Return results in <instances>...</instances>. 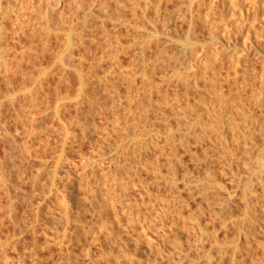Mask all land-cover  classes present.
<instances>
[{
	"label": "rangeland",
	"instance_id": "obj_1",
	"mask_svg": "<svg viewBox=\"0 0 264 264\" xmlns=\"http://www.w3.org/2000/svg\"><path fill=\"white\" fill-rule=\"evenodd\" d=\"M1 1L6 7L8 0ZM136 1L63 0L44 9L41 0H17L18 14L0 16V264H264V0H216L215 24L196 19L197 28L167 15L179 5L185 10L188 0ZM196 7L201 16L205 9ZM149 16L168 34L141 41L143 29L154 32L152 19H144ZM127 99L140 103L130 111ZM67 124L72 139L64 141ZM213 125L212 158L183 154V164L173 161L175 190L168 156L156 144L164 143L167 129L179 139ZM253 126L257 145L242 147L244 131ZM150 135L159 142L149 147ZM235 140L241 146L234 153L214 158L217 142L229 150ZM120 141L133 144L136 162L114 156ZM156 155L161 181L142 168ZM100 158L97 170L84 172V160ZM120 176L138 181L132 186ZM103 180L113 182L116 193L128 186L127 195L116 194L125 195L122 203L105 199L112 187ZM206 183L208 199L200 193ZM159 195L185 199L179 202L185 220L161 212L164 203L153 201ZM152 201L156 211L145 221L134 219L135 206L144 212ZM129 206L135 210L121 217Z\"/></svg>",
	"mask_w": 264,
	"mask_h": 264
},
{
	"label": "bare ground",
	"instance_id": "obj_2",
	"mask_svg": "<svg viewBox=\"0 0 264 264\" xmlns=\"http://www.w3.org/2000/svg\"><path fill=\"white\" fill-rule=\"evenodd\" d=\"M17 0H8L7 2V6L5 7V6H3L2 5V1L0 0V16H2V18H5V17H10L12 14H14V13H17V12H15V11H17L16 9H15V2H16ZM63 0H41V2L43 3V8L44 9H46V8H48V7H50V6H55V5H59L61 2H62ZM136 1V0H135ZM142 1V0H141ZM140 1V2H141ZM147 1V0H146ZM149 1V0H148ZM158 1V0H157ZM156 1V2H157ZM168 2L170 1V0H167ZM173 1V0H172ZM187 1V0H186ZM229 1V0H228ZM235 1V0H234ZM237 1V0H236ZM248 1V0H247ZM28 2V1H27ZM158 2H160V1H158ZM185 2V1H184ZM204 0H188V2H187V4L185 5V7H186V9L185 10H183L184 8H182L180 5V7L179 6H177V8L176 9H174L173 11H171L170 12V14H168L167 13V15H169V18H170V20L172 19H174V21H177V20H182V21H185L187 24H189L190 26H193L194 24L196 25V22H195V20L197 19L198 21H199V19H201V21L202 22H206V23H208V25H213V23H214V21H212L211 20V18H210V16H211V14L214 12L213 11V7H214V4L216 5V4H218V3H216V0H209V2L207 1V2H205V4H204ZM233 2V1H232ZM231 2V3H232ZM244 2H246V0L244 1ZM244 2H242V3H244ZM124 3V2H123ZM135 4H138V6H139V3H137V1L136 2H134ZM175 3V2H174ZM183 3V2H182ZM219 3H221V2H219ZM223 3V2H222ZM230 3V4H231ZM235 3V2H234ZM238 3V2H237ZM22 4V3H21ZM121 4H122V2H121ZM134 4V5H135ZM143 4H144V2H143ZM159 4V3H158ZM158 4H156L155 6H156V8H155V11H156V9H157V7L158 6H160V5H158ZM185 4V3H184ZM184 4H183V6H184ZM80 5H81V3H80ZM142 5V4H141ZM158 5V6H157ZM171 5V4H170ZM194 5H196V6H201V9H205V11H203V14H201V16L199 15V14H197L196 12H198L199 13V10H198V8L196 7V9L197 10H195V8H194ZM202 5H205L206 6V8H204ZM225 5H228V6H230L229 4H225ZM224 5V6H225ZM232 5V4H231ZM242 5V4H241ZM246 5V4H245ZM244 5V6H245ZM248 5V4H247ZM251 5V4H250ZM256 5V4H255ZM153 6V5H152ZM151 6V7H152ZM227 6V7H228ZM142 7H144V6H142ZM141 7V8H142ZM148 7V6H147ZM203 7V8H202ZM218 7H219V5H218ZM238 7V6H237ZM258 7V6H257ZM119 8V7H118ZM136 8V7H135ZM138 8V7H137ZM136 8V9H137ZM146 8V7H145ZM174 8V7H173ZM250 8V7H249ZM85 9V8H84ZM90 10H91V8H89ZM143 9V8H142ZM149 9H151V8H149ZM200 9V10H201ZM220 9V8H219ZM232 9V8H231ZM247 9V8H246ZM141 10V9H140ZM148 10V9H147ZM160 10V9H159ZM167 10H169V9H167ZM171 10V9H170ZM223 10V9H222ZM226 10V9H225ZM238 10V9H237ZM142 11V10H141ZM146 11V10H145ZM158 11V10H157ZM221 10H219V12H220ZM227 11V10H226ZM234 11H236V10H234ZM242 11V10H241ZM257 11V10H256ZM14 12V13H13ZM144 12V11H143ZM165 12V11H164ZM216 12V11H215ZM223 12V11H222ZM246 12H248V11H246ZM157 14H159L158 12H156ZM200 13H202V12H200ZM232 13V12H231ZM242 14L244 13V11L243 12H241ZM251 13V12H250ZM252 13H253V11H252ZM18 14V13H17ZM20 14V13H19ZM213 14H215V13H213ZM219 14V13H218ZM224 14V13H223ZM222 14V15H223ZM234 14V13H233ZM235 14H237L236 12H235ZM254 14V13H253ZM145 15V14H144ZM152 15V14H151ZM217 15V14H216ZM215 15V16H216ZM230 15H232V14H230ZM146 16H147V14H146ZM146 16H144V17H146ZM156 17H157V15H155ZM214 16V15H213ZM214 16V17H215ZM232 16H235V15H232ZM143 17V18H144ZM149 17H151V16H149ZM149 17H147V18H144V19H146V20H151L152 19V21H150V22H152V25H153V28H154V32L153 31H151L152 33H150V31H146L145 29H143L144 31H145V34H141V36H140V40L142 41L143 39H145V37H151L153 34H155V35H157L156 36V38L158 37V35H167V34H165L163 31H161L160 30V28L162 27L160 24V28L159 27H157V26H159V25H157V21H158V18L157 19H155V20H157L156 22H155V20L153 21V18H155L154 16H153V18L151 17V18H149ZM159 17V16H158ZM217 17H221L222 18V16H218L217 15ZM224 17H225V14H224ZM226 17H227V15H226ZM142 18V19H143ZM159 18H161V17H159ZM228 18V17H227ZM232 17H230V19H231ZM246 18V17H245ZM254 18V17H253ZM143 19V20H144ZM203 19V20H202ZM216 19V18H215ZM218 19V18H217ZM216 19V20H217ZM222 19H224V18H222ZM229 19V18H228ZM141 20V19H140ZM143 20L141 21V25L143 26L144 24H143ZM162 20V19H161ZM163 20H165V18L163 19ZM166 20H168V18L166 19ZM1 21V20H0ZM2 21H3V19H2ZM160 21V20H159ZM222 21V20H221ZM224 21V20H223ZM144 22H145V20H144ZM147 22V21H146ZM145 22V24H149V21H148V23H146ZM167 22V21H166ZM195 22V23H194ZM218 22V21H217ZM227 21L225 20V23H226ZM229 22H230V20H229ZM3 23V22H2ZM180 23V22H179ZM198 23V22H197ZM221 23V22H220ZM224 23V24H225ZM233 24H234V22H232ZM232 23L230 24L229 23V25H232ZM151 24V23H150ZM215 24V23H214ZM219 24V23H218ZM3 25V24H2ZM140 25V24H139ZM165 25V24H164ZM194 25V26H195ZM220 26V25H219ZM196 28H197V25L195 26ZM144 28H147L145 25H144ZM152 28V29H153ZM159 28V29H158ZM191 28V30H192V28H194V27H190ZM219 28V27H218ZM229 28V27H228ZM233 28V27H232ZM211 29V28H210ZM230 29H231V27H230ZM148 30V29H147ZM228 30V29H227ZM226 30V31H227ZM247 30V29H246ZM192 31H194V30H192ZM225 30H223V34H224V37H225V32H224ZM230 31V30H229ZM248 32V31H247ZM246 32V33H247ZM249 32H250V30H249ZM226 34H228V33H226ZM208 35H209V33H208ZM214 35V34H213ZM219 35V34H218ZM222 35V34H221ZM229 35H230V33H229ZM245 35H247V34H245ZM171 36V35H170ZM228 36V35H227ZM162 37V36H161ZM160 36L158 37L159 39L161 38ZM223 37V35H222V38H224ZM157 38V39H158ZM168 38V37H167ZM213 38H217V36H213L212 37V39ZM245 38H247V37H245ZM244 38V39H245ZM158 39V40H159ZM229 39V38H228ZM227 39V40H228ZM140 40H138L139 42H141ZM197 40V39H196ZM206 40V39H205ZM209 40V39H208ZM154 41H157V40H154ZM222 41V40H221ZM224 41H226V40H224ZM138 42V43H139ZM142 43V42H141ZM198 43H200L199 41H198ZM225 43V42H224ZM223 43V44H224ZM198 45V44H197ZM201 45H203V44H201ZM245 45H247V44H245ZM203 47V46H202ZM217 47V46H216ZM243 47V46H242ZM206 49H207V47H205ZM215 48V47H214ZM224 48V47H223ZM247 50V49H246ZM205 51V50H204ZM243 51V50H242ZM201 52V51H200ZM124 78H125V75L123 76ZM122 77V78H123ZM126 79V78H125ZM124 79V80H125ZM129 79V78H128ZM129 81V80H128ZM130 82V81H129ZM128 82V83H129ZM134 82V81H133ZM132 81L130 82V83H133ZM185 82H188V81H185ZM81 83H83V81H81ZM129 83V84H130ZM144 82H142V84H143ZM150 83V82H149ZM149 83H144V84H147V85H149ZM195 83H196V81H195ZM141 84V85H142ZM131 85V84H130ZM132 85H135V84H132ZM145 87H146V85H144ZM185 86H187V88H188V85L185 83ZM131 87V86H130ZM144 87V88H145ZM143 88V89H144ZM186 88V89H187ZM139 89V88H138ZM140 90V89H139ZM143 91V90H142ZM130 96V95H129ZM130 98V97H129ZM139 99H142L141 97L139 98ZM138 99V101H136V100H128L129 101V103L128 104H130V105H128V108H129V110L131 111V109H133V103H136V102H138V103H140V100ZM260 100V99H259ZM136 101V102H135ZM169 100L166 102L167 104H169ZM137 103V105H139ZM133 104V105H132ZM146 105V104H145ZM144 105V106H145ZM148 105H146L145 107L146 108H144V112H145V109H147L148 107H147ZM148 110V109H147ZM136 111V110H135ZM132 113H134V112H132ZM131 113V114H132ZM249 113H252V111H250ZM249 113H248V115H249ZM135 114H137L136 112H135ZM162 116V118L165 120V119H167V116H166V113L165 112H162V114H161ZM247 115V116H248ZM133 116V115H132ZM141 117V116H140ZM126 118V117H125ZM137 118V117H136ZM129 119V118H128ZM134 119V118H133ZM162 119V120H163ZM249 119H251V120H254V122L255 123H258L259 122V118L256 116L255 117V115L254 114H250L249 115ZM248 119V120H249ZM135 120V119H134ZM135 121H137V120H135ZM135 121H133V122H135ZM141 121V120H140ZM140 121H138V123L140 122ZM130 122V121H129ZM132 122V121H131ZM69 123V122H68ZM128 125H130V124H128ZM133 125V124H132ZM136 125V124H135ZM138 125V124H137ZM136 125V126H137ZM126 126H127V124H126ZM85 126L83 125V128H84ZM132 127V126H131ZM139 127V126H138ZM261 127H262V129L264 130V125L263 124H261ZM72 128V126L71 125H69L68 126V124L66 125V127H65V131H64V141H68V140H70V139H72V134H71V129ZM133 128V127H132ZM156 128V127H155ZM140 129V128H139ZM212 129H216V126H211V127H209V128H206V129H204V132L203 133H196V132H186V135H184V136H182V137H180L179 139H176L175 138V133H174V129L173 128H170V129H167L168 131H167V133H166V136H164L165 138V141H164V143L163 144H159L156 140H158V136H155V135H150V136H148L147 137V140L145 141L148 145H149V147H150V145L151 144H153L154 145V143L155 142H157L158 144H156V145H158L159 147H160V149H159V154H161V155H164L165 153H166V155L168 156V159H169V162H168V173H170V174H172L173 175V177H170L169 175V177H170V179L171 178H173V181H171V183L173 184L172 186H174L173 188L176 190V188H177V179H178V177H176L177 175L174 173V165H173V163L175 162V161H178L179 163L181 162V156H183V154H188L192 159H194V157L195 158H201L200 157V154H202V155H204L205 157H213V155L211 154V151H212V145L210 144V142H212V141H215L214 139H213V137L210 135V134H208ZM248 130V131H247ZM247 130H245L244 132H247V133H244V140H243V143L245 142V144L243 145L242 144V147L243 146H248V148L249 149H253L256 145H257V138H258V136H257V131H256V128H255V126H253L252 128H249V129H247ZM142 131V130H141ZM139 132V131H138ZM137 132V133H138ZM136 132L134 133V134H137ZM142 134L144 133V132H141ZM141 133H138V135L140 134L141 135ZM129 134V133H128ZM133 134V135H134ZM163 134V133H162ZM223 134V132L221 131V132H219V134L217 135L218 136V138L221 136ZM144 135L145 136H147L148 135V133H147V135L146 134H143V137H144ZM165 135V134H164ZM130 136V135H129ZM142 136V135H141ZM225 137H227V135H225ZM136 138V135L133 137V139H135ZM137 138H138V136H137ZM140 138V137H139ZM136 139V140H138V141H142V138H140V139ZM217 138V139H218ZM237 138H238V136H237ZM132 139V138H131ZM237 140H239V138L237 139ZM133 141V140H132ZM138 141L136 142V143H138ZM141 141L138 143L139 145H141ZM217 141V140H216ZM227 141V140H226ZM240 141V140H239ZM242 141V140H241ZM240 141V142H241ZM130 142V141H129ZM128 141L126 142H123V141H120V143L118 144V146H117V150H115V154H114V156L116 157V156H121L122 158H123V156H124V158H125V156L127 157V158H129V157H131V158H133V160H134V158L137 156H135L134 157V155H135V153H136V151H135V149H133L134 148V146H132L131 147V145H133V144H130ZM143 142V141H142ZM144 142V143H145ZM235 142L236 143H234L233 144V147H232V145L230 146V148H229V150H226V149H224L223 147H222V145H223V143H224V141H223V143L221 144V142H219V144H217L216 143V147L215 148H217L216 150H217V153L215 154L217 157H214V158H217V159H219V160H223V159H225V158H227L229 155H231L232 153H234V151L236 150V148H238V147H240L241 146V144L239 143V142H237L236 140H235ZM133 143V142H132ZM135 143V141H134V145L136 144ZM143 144V143H142ZM227 144V143H226ZM231 144V143H230ZM236 144V145H235ZM210 145H211V147H210ZM152 146V145H151ZM225 146V145H224ZM238 146V147H237ZM137 147H138V145H137ZM148 147V148H149ZM226 147V146H225ZM133 150H132V149ZM135 148H136V146H135ZM139 148L140 149H138L137 150V148H136V150L140 153V154H144V155H142V158H144V156H145V152L144 151H142V153L140 152L142 149H141V147L139 146ZM179 148H182L181 149V151H179ZM214 148V149H215ZM228 148V147H227ZM131 149V150H130ZM198 149H200V151L198 150ZM263 149H264V144H263ZM144 150V149H143ZM182 150H183V152H182ZM216 150H215V152H216ZM144 152V153H143ZM179 152H182V153H179ZM230 152H231V154H230ZM213 153V152H212ZM136 154H138V153H136ZM214 154V153H213ZM101 155H103V154H101ZM141 156V155H140ZM147 156H148V154H147ZM150 156V155H149ZM160 156V155H159ZM204 156H203V158H204ZM104 157V156H103ZM117 157V158H118ZM121 157H120V160H121ZM137 157H139V156H137ZM140 158V157H139ZM139 158H138V163L139 164H143V167L142 168H144L145 170H147L148 172H149V174H150V172H152V175L155 177V178H158L159 180H160V177H161V169H160V167H159V158L160 157H158V155H156V157H155V159L153 160V161H151V162H148V159H146L147 161H143V163H140L141 162V160H139ZM141 158V159H142ZM60 159H61V162H62V160H63V156L61 155L60 156ZM103 159V158H102ZM145 159H142V160H145ZM202 159V158H201ZM118 160V159H117ZM124 160V159H123ZM126 160V159H125ZM130 159H127L126 160V162H128ZM81 161H83V159L81 160ZM100 163H99V162ZM102 161H104V160H101V158H100V160H95V159H93V160H84V162L82 163V169L84 170V172L85 171H87V169L90 167L91 169H94L93 170V172L95 171V170H97L96 169V167L98 166V165H101V163H102ZM114 161H116V160H114ZM131 161V160H130ZM135 162L137 161V160H134ZM174 161V162H173ZM121 162V161H120ZM119 162V163H120ZM133 162V161H132ZM131 162V163H132ZM135 162H133V164H135ZM138 163H137V165H138ZM182 164H183V161L181 162ZM127 165V164H126ZM130 165V164H129ZM128 165V166H129ZM262 165H264V164H262ZM99 167V166H98ZM117 167V166H116ZM127 167V166H126ZM130 167V166H129ZM132 167H134V166H132ZM128 168V167H127ZM139 168H140V166H139ZM90 169V170H91ZM133 169H135V168H133ZM137 169H138V166H137ZM143 169V170H144ZM117 170V169H116ZM126 170V169H125ZM130 170H132V169H130ZM140 170H141V168H140ZM115 171V170H114ZM90 172H92V171H90ZM89 172V173H90ZM92 172V173H93ZM136 172H137V170H136ZM136 172L134 173L135 175H136ZM139 172V171H138ZM86 173V172H85ZM88 173V172H87ZM117 173V172H116ZM103 174H105V173H103ZM120 174H121V172H120ZM138 175V174H137ZM151 175V174H150ZM123 176V175H122ZM122 176H120V178H122ZM134 176V175H133ZM139 176V175H138ZM168 176H167V179H168ZM116 177V178H115ZM115 179H117V176L115 175ZM119 177V176H118ZM128 177V176H127ZM126 177V178H127ZM136 177V176H135ZM162 177H163V175H162ZM166 177V176H165ZM176 177V178H175ZM88 178V177H87ZM130 178H132V177H130ZM115 179L114 180H110V181H113V182H115ZM138 179H139V177H138ZM162 179V178H161ZM183 179L184 180H182V181H184L183 183H184V185H186V187H188L189 188V186H188V184L187 183H189L188 181H187V179H185L184 177H183ZM85 180H86V177H85ZM84 180V181H85ZM120 180V179H119ZM122 181H124V180H126L125 178H124V180H123V178L121 179ZM129 180V179H128ZM131 180V179H130ZM133 180V179H132ZM135 180L136 181H134V182H137L138 180L135 178ZM156 180V179H155ZM158 180V182L160 183V181ZM169 180V179H168ZM167 180V181H168ZM103 181H106V183H108L107 182V180H103ZM117 181V180H116ZM121 181V182H122ZM113 182L111 183V185L113 184ZM125 182V181H124ZM126 182H127V184H128V182L129 181H127L126 180ZM130 182H132V181H130ZM129 182V184H131ZM134 182L131 184L132 186L134 185ZM169 182V181H168ZM86 183H88V181L86 180ZM85 183V184H86ZM103 183V185H102V190L103 189H105V187H106V183L105 182H102ZM110 183V182H109ZM108 183V185H110ZM118 183L120 184V182L118 181ZM117 183V186L119 185ZM157 183V182H156ZM164 183H167V182H165L164 181ZM163 183V184H164ZM122 184V183H121ZM123 184H126V183H123ZM122 184V185H123ZM169 184V183H168ZM217 184H219V183H217ZM110 185V186H111ZM122 185H119L120 187L122 186ZM136 185V184H135ZM169 185H171V184H169ZM168 185V186H169ZM191 185V184H190ZM114 186H116L115 185V183H114ZM127 186V185H126ZM126 186H124V187H122V192H124L125 194L127 193V190H128V186L126 187ZM131 186V187H132ZM172 186H171V188H172ZM193 186V185H192ZM191 186V187H192ZM112 187V186H111ZM110 187V188H111ZM170 187V186H169ZM179 187V186H178ZM190 187V188H191ZM115 188V187H114ZM130 188V187H129ZM133 188V187H132ZM193 188V187H192ZM189 189V191L190 190H193V189ZM209 188H210V186H208V184L206 183V184H202V187H201V190L203 191V192H200V191H198V192H200L204 197L206 196L207 197V199L209 198L207 195H208V193H209ZM111 189H113V187L111 188ZM110 189V190H111ZM115 189H117V187L115 188ZM115 189H113L114 191H115ZM120 189V188H119ZM173 189V190H174ZM179 189V188H178ZM264 189V188H263ZM109 190V189H108ZM108 191V193H106V198L105 199H107L109 202H110V200L112 199V198H116V199H114V200H117L119 203H122V199L121 198H123V197H125V195L123 196V197H119V195H121V193H120V191H118L120 194L118 195V196H116V194L118 193H116V191L115 192H113V191ZM171 192H172V190L171 189H169ZM187 190V189H186ZM179 191V190H178ZM178 191H175V192H178ZM128 192H129V190H128ZM171 192H168V193H171ZM191 193H192V191H190ZM173 193V192H172ZM193 194H194V191H193ZM192 194V195H193ZM122 195H123V193H122ZM127 195V194H126ZM162 195V194H161ZM169 195V194H168ZM174 195H176V194H174ZM173 195V196H174ZM180 195V194H179ZM160 196V195H159ZM165 196H167V195H165ZM165 196L163 197L162 196V198H161V196H160V198H158V200H153L154 202H156V204L157 203H159L160 202V204L163 202L164 204H162V208L163 209H161L160 208V210H161V212H164V213H167L168 214V212H169V215H171V217L173 216H175V218L174 219H176V221L179 219H183V220H185V218H184V216H182L183 214H182V206L184 207V203H185V199H183L184 201H182L183 202V204H181V203H179V202H181L180 200H182L180 197H179V201L178 202H173L172 201V199H174V198H177L176 196L173 198V196L172 197H169L168 199L167 198H165ZM170 196V195H169ZM255 196H257V191L255 190L254 191V198H255ZM258 197V196H257ZM256 197V198H257ZM255 198V199H256ZM260 197H258L257 199H259ZM105 199H104V202H106L105 201ZM119 199V200H118ZM155 199V198H154ZM156 199H157V197H156ZM205 199V198H204ZM255 199H254V201H255ZM113 199L111 200V201H114ZM134 200H135V198H134ZM177 200V199H176ZM153 201H152V206H151V208L148 210V209H145L144 210V212H143V210H142V207H139L140 205H138L137 204V206H135V202L136 203H138L136 200H135V202H134V206L136 207V210H135V207H133L134 209H131V207L129 206V208H127V207H125V209H123L122 210V212L120 213V215H121V217L122 216H124L125 217V215L127 214L128 215V211L129 210H131V211H133V210H135V212H137L136 213V216H135V218L134 219H136V220H139V219H143L144 221L146 220V219H148L149 217H148V214H152V211L154 210V211H156V204H154L153 203ZM170 201H172V203H173V205L171 206L170 205ZM260 201V200H259ZM115 202V201H114ZM124 202V201H123ZM128 202V201H127ZM166 202V203H165ZM186 202H188V201H186ZM190 202V201H189ZM118 203V204H119ZM132 203V202H131ZM175 203V204H174ZM199 203V202H198ZM102 204V203H101ZM112 204V203H111ZM148 204V203H147ZM177 204H179V205H177ZM104 205H105V203H104ZM116 205V204H115ZM121 205V204H120ZM124 205V204H123ZM181 205V206H180ZM186 205H187V203H186ZM185 205V206H186ZM189 205V204H188ZM149 206V207H150ZM169 206H171L172 207V209H171V211H169ZM103 207V205L101 206V208ZM111 207V206H110ZM113 207V206H112ZM115 207V206H114ZM188 207V206H187ZM202 207V206H201ZM106 208V207H105ZM124 208V207H123ZM200 208V207H199ZM157 209H158V207H157ZM184 209V208H183ZM201 209V208H200ZM199 210V209H198ZM204 210V209H203ZM203 210H200L201 212H203ZM160 212V213H161ZM134 213V212H133ZM155 213V212H154ZM159 213V214H160ZM222 212H220L219 213V215L221 214ZM131 214V213H130ZM100 215V214H99ZM120 215L117 217V216H115L116 217V219L118 218V221L120 220ZM156 215V214H155ZM166 214H164V216H165ZM168 215V216H169ZM224 214H222V216H223ZM137 217V218H136ZM139 218V219H138ZM216 218V217H215ZM114 219V218H113ZM262 220H264V219H262ZM114 220H112V222H113ZM116 221V220H115ZM168 221V220H167ZM171 221V220H170ZM131 222V221H130ZM256 222H258L259 223V221H256ZM128 224H130V223H127L126 225H128ZM260 224V223H259ZM112 225V224H111ZM118 225V224H117ZM113 226V225H112ZM121 226V225H120ZM129 226V225H128ZM115 227H116V225H115ZM126 227V226H125ZM124 227V228H125ZM112 228V227H111ZM117 228H119V227H117ZM117 228H114V229H117ZM174 228V227H173ZM146 229V228H145ZM144 229V230H145ZM113 230V229H112ZM119 230H121V229H119ZM123 230V229H122ZM129 230V229H128ZM143 230V231H144ZM117 231V230H116ZM125 231V230H124ZM131 231V230H130ZM129 231V232H130ZM142 231V230H141ZM166 231V230H165ZM147 233H149V232H147ZM166 233V232H165ZM123 234V233H122ZM131 234V233H130ZM164 234V233H163ZM120 235V234H119ZM138 235V234H137ZM140 235V234H139ZM145 235V234H144ZM143 235V236H144ZM167 235V234H166ZM146 236V235H145ZM168 236V235H167ZM139 237V236H138ZM162 237V236H161ZM164 237H165V235H164ZM215 237V236H214ZM142 238V237H141ZM146 238V237H145ZM147 239V238H146ZM149 239V238H148ZM252 239H253V237H252ZM164 240V239H163ZM139 241V240H138ZM148 242V241H147ZM154 242V241H153ZM140 243V242H139ZM201 243V242H200ZM202 244V243H201ZM218 245V242H216L215 243V246H217ZM128 245V244H127ZM136 246V245H135ZM140 246H141V244H140ZM235 247H237V246H235ZM236 252H238L237 250H236ZM235 252V253H236ZM248 252V251H247ZM234 253V252H233ZM234 253V254H235ZM248 255V254H247ZM235 257V256H234ZM210 259V258H209ZM132 260V259H131ZM210 262V261H209ZM233 262H236L235 260H233L232 261V263ZM233 264H235V263H233Z\"/></svg>",
	"mask_w": 264,
	"mask_h": 264
}]
</instances>
